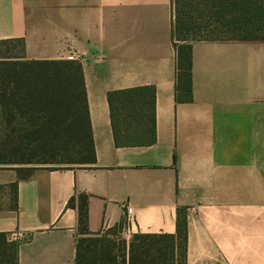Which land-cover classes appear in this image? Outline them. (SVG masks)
<instances>
[{"label": "crops", "instance_id": "crops-1", "mask_svg": "<svg viewBox=\"0 0 264 264\" xmlns=\"http://www.w3.org/2000/svg\"><path fill=\"white\" fill-rule=\"evenodd\" d=\"M173 0H0V41L29 61L83 66L96 163L0 167V234H20L18 264H75L78 210L120 238L176 233L186 264H264V42L193 43V101L175 98ZM156 93V140L117 147L108 94ZM11 184H16L14 193ZM16 197V199H15Z\"/></svg>", "mask_w": 264, "mask_h": 264}, {"label": "trees", "instance_id": "trees-1", "mask_svg": "<svg viewBox=\"0 0 264 264\" xmlns=\"http://www.w3.org/2000/svg\"><path fill=\"white\" fill-rule=\"evenodd\" d=\"M176 53L175 98L193 101V43L235 40L264 42V0H173ZM19 48L18 54L14 49ZM24 41H0V167H14L21 179L29 165L96 163L83 66L77 60L29 61ZM10 60V61H9ZM117 147L152 145L156 140L153 87L108 94ZM57 166V167H63ZM16 192V184H11ZM16 199V197H15ZM78 210L75 264H186V211L177 214L176 233L120 238L125 223L106 234L88 230V197ZM17 244L0 234V264H18Z\"/></svg>", "mask_w": 264, "mask_h": 264}, {"label": "rangeland", "instance_id": "rangeland-1", "mask_svg": "<svg viewBox=\"0 0 264 264\" xmlns=\"http://www.w3.org/2000/svg\"><path fill=\"white\" fill-rule=\"evenodd\" d=\"M14 52L18 54L19 48L17 47L16 49H14ZM63 165L64 164H61V163H54V164H38V165H29V166H31L32 168H37V167H44V166H63Z\"/></svg>", "mask_w": 264, "mask_h": 264}, {"label": "built area", "instance_id": "built-area-1", "mask_svg": "<svg viewBox=\"0 0 264 264\" xmlns=\"http://www.w3.org/2000/svg\"><path fill=\"white\" fill-rule=\"evenodd\" d=\"M11 237H12L11 238V242H13V243H17V242H19L21 240V235L20 234H13Z\"/></svg>", "mask_w": 264, "mask_h": 264}]
</instances>
